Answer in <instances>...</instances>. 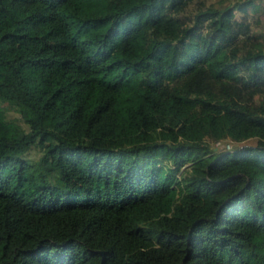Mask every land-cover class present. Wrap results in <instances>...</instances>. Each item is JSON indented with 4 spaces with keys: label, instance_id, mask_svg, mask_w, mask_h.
I'll use <instances>...</instances> for the list:
<instances>
[{
    "label": "trees",
    "instance_id": "obj_1",
    "mask_svg": "<svg viewBox=\"0 0 264 264\" xmlns=\"http://www.w3.org/2000/svg\"><path fill=\"white\" fill-rule=\"evenodd\" d=\"M200 1L0 0V264H264V0Z\"/></svg>",
    "mask_w": 264,
    "mask_h": 264
},
{
    "label": "rangeland",
    "instance_id": "obj_2",
    "mask_svg": "<svg viewBox=\"0 0 264 264\" xmlns=\"http://www.w3.org/2000/svg\"><path fill=\"white\" fill-rule=\"evenodd\" d=\"M199 1L200 0H193V2H190L189 4H187L185 9H184V13L180 14V16L185 18L186 16L191 14L194 10V7H196L199 4ZM229 1H232V0H201L200 4L203 3L205 6H208L209 4H216V6L221 7L223 5H226ZM261 5H264V4H261ZM252 14H254V13H252V11H251L246 16L248 19H251L253 22V20L257 16V13H255L254 15H252ZM258 16H259V20L261 23L256 24V25L255 24L252 25L253 26L252 28L255 30H258L259 28L264 29V12L261 11ZM240 17H241V14L236 12V18H240ZM15 115H17V114H15ZM254 142H255L254 139H250V140H247L246 143L254 144ZM214 145H215L216 149H233L237 145V143L228 139L225 141L215 142ZM28 156L31 158H37L38 152L32 150L29 152Z\"/></svg>",
    "mask_w": 264,
    "mask_h": 264
},
{
    "label": "water",
    "instance_id": "obj_3",
    "mask_svg": "<svg viewBox=\"0 0 264 264\" xmlns=\"http://www.w3.org/2000/svg\"><path fill=\"white\" fill-rule=\"evenodd\" d=\"M100 252V254L103 256L104 255V251H99ZM100 264H103V258H102V260H101V263Z\"/></svg>",
    "mask_w": 264,
    "mask_h": 264
},
{
    "label": "built area",
    "instance_id": "obj_4",
    "mask_svg": "<svg viewBox=\"0 0 264 264\" xmlns=\"http://www.w3.org/2000/svg\"><path fill=\"white\" fill-rule=\"evenodd\" d=\"M217 142H219V141H217Z\"/></svg>",
    "mask_w": 264,
    "mask_h": 264
}]
</instances>
